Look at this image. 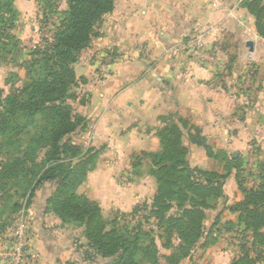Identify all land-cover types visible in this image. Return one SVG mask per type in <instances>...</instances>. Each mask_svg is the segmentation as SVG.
<instances>
[{"label": "crops", "instance_id": "crops-1", "mask_svg": "<svg viewBox=\"0 0 264 264\" xmlns=\"http://www.w3.org/2000/svg\"><path fill=\"white\" fill-rule=\"evenodd\" d=\"M153 3L116 0L101 26L110 33L94 39L76 66L81 82L77 112L86 125L73 138L84 150L99 153L79 191L97 202L103 214L108 210L129 214L141 201H152L157 184L144 169L153 166L144 155L161 151L159 132L170 124L182 132L192 169L226 174L231 158L238 160L233 166L244 169L247 152L255 149L262 158L256 175L244 169V186L252 188L259 184V168L264 163V63L251 60L260 52L262 61L264 39L258 36L252 51L243 35L241 45L248 50L247 57L242 56V49L233 61L227 42L229 17L223 14V4L213 23L209 20L213 11L205 3L197 12L182 10L179 0ZM237 31H242L239 25ZM195 36L211 51L204 63L184 56L190 49L183 42ZM232 36L240 46L238 32ZM107 52L114 62L99 79L101 57ZM246 65L252 74L245 83L242 68ZM129 168L142 172L133 178ZM238 171L234 167L225 182V198L207 211V230L213 231L216 242L204 246L203 238L182 264H231L241 254L243 237L252 239L231 210L243 200ZM123 175L130 178L122 180ZM53 192L54 187L36 192L32 204L0 233V251L23 247L21 264H88L80 260V251L65 244L67 226L60 225L47 206ZM229 224L234 225L232 231ZM20 228L24 230L21 240L17 238ZM0 264L8 262L0 257Z\"/></svg>", "mask_w": 264, "mask_h": 264}, {"label": "trees", "instance_id": "trees-1", "mask_svg": "<svg viewBox=\"0 0 264 264\" xmlns=\"http://www.w3.org/2000/svg\"><path fill=\"white\" fill-rule=\"evenodd\" d=\"M16 2L0 0V53L15 40L10 31L20 15ZM48 6L50 11L59 8ZM114 7L115 0H67L57 32L51 40L45 39L43 50L35 52L39 58L24 66L27 83L6 96L0 90V199L4 200L0 216L8 214L0 222V233L32 204L38 190L52 186L55 188L47 202L49 211L63 221V226L82 229L88 241L82 260L92 264L99 258L107 260V264H160L161 258L166 264H181L193 256L203 238L206 237L204 246L216 242L213 231L207 230V211L214 210L225 198V182L235 167L239 170L243 200L231 210L239 215V222L252 239L243 237L241 254L231 264H263L264 163L260 164L256 188L244 186V169L233 166L238 164L233 158L226 174L192 169L177 125L160 130L159 153L144 155L153 164L151 175L156 180L157 193L151 205L137 206L130 215L135 217L141 211L146 215L135 227L130 228L124 216L106 220L97 202L76 192L98 157L94 150H84L68 141L86 125V119L69 104L74 98L70 91L78 85L74 66L99 36L102 23ZM246 8L255 16L257 33L264 39V0H247ZM20 176L24 185L21 195L17 198L16 192L4 197L12 181ZM10 199L13 202L8 204ZM151 219L157 222V234L145 229ZM233 229L234 225L229 224L228 230ZM161 248L170 254H162Z\"/></svg>", "mask_w": 264, "mask_h": 264}, {"label": "rangeland", "instance_id": "rangeland-1", "mask_svg": "<svg viewBox=\"0 0 264 264\" xmlns=\"http://www.w3.org/2000/svg\"><path fill=\"white\" fill-rule=\"evenodd\" d=\"M139 1H143V0H139ZM151 1L155 2L153 4L154 6H156L157 0H151ZM166 1H172V0H166ZM179 1L181 2V5L178 6L179 8L181 7L182 10L187 8V9H190V11L192 12H195V11L197 12V9L200 7L202 3L207 4V6H210L211 10L213 11L211 14H209V18H210L209 20H211L213 23L215 22L214 19L216 17V13L221 11V8H222L221 5L223 4V7H224L223 14L224 16L229 17L228 18L229 30H230L229 34L231 36H230L229 41L227 42H228V47L230 50L231 60L234 61V58L237 57V52L240 51L241 53V50L243 49L241 45V37L243 38V35L247 40L246 41L247 49L250 48L253 51L254 46H255L254 44L256 41L255 39L258 38L259 35H256L255 33L257 32L256 18L254 15L249 13L248 9L246 8L247 0H179ZM48 4L58 6L59 8L58 10L54 9L50 11L49 6L47 8ZM19 8H20L19 19L16 21L15 27L12 28L10 31V34L15 38V40L11 42L10 44H8V47L4 49V52L0 53V90L4 93L5 96L10 94L14 89L20 88L24 84L27 83V74H26V69L24 66L29 61L31 62L36 57L34 56L35 52H37L38 50L44 49L45 39L51 40L53 35L57 32L58 27H59V22H61V20L64 18V11L67 10V0H46L44 2H39V0H20ZM45 13L47 14V16L45 15ZM238 25L242 29L241 31L242 33L237 31ZM98 32H99V36L102 35V37H104L106 34L110 33V30L108 28L107 29L101 28ZM233 32H235V34H237L238 32V34L240 35L239 37L240 46H238L236 42V37L233 38L232 36ZM190 38L191 37H189V39ZM183 44H185L187 49H190L189 51L193 55L192 56L188 51V53L184 54L186 59L190 57L192 58V61H193V59L197 58V60H199L200 63H204L207 61L208 55L211 57L210 55L211 51L207 48V45L203 41L201 44V42L198 41L196 36L192 38L191 41L185 40ZM260 48L264 49V46ZM247 52L248 50L244 48L242 50V53H243L242 56L244 55L247 57V54H248ZM259 54L260 52L257 53L255 58L250 57L251 60L255 62V64H257L259 61L264 63V56L261 61ZM36 58H39V57H36ZM101 58H102L101 59L102 60V66H101L102 71L99 73V79H101V77L107 73V70L109 69L110 65L114 62L112 61L113 55L110 52H107L106 55H102ZM77 64L74 66L76 74H77V69H76ZM242 71L244 72V76H245L244 81L246 83L248 82L249 77L252 74V69L249 70V67L246 65L242 68ZM77 78H78V74H77ZM77 82H78V85L81 83L79 80H77ZM70 92H71L70 95L74 96V98L73 100L69 101V104H71V106H73V108L74 109L76 108L77 110L78 109L77 103L80 97L79 90H77V87H73ZM74 136L76 135L73 134L72 136H70L68 138V141L79 147L77 140L73 138ZM255 153H256L255 149H250V151L247 152V157L245 156L244 169H245V173H247L250 176L256 175L257 168H258L257 162L262 160V158L260 157V154L257 155ZM98 154L99 153H97V157H98ZM144 169H146V171H149V173L151 174V171H152L151 168L147 167ZM127 171H129V174L133 178L138 177L140 173L142 172L141 169L139 168H129ZM123 177L124 179L130 178L129 175H123L121 177L122 180H123ZM84 183L85 182H83L76 189V192L80 195L85 194L79 191L81 186H83ZM12 184L13 185L11 187V190L8 191L5 195H3L4 197L13 196L15 195L16 192L18 193V195L16 196L17 198L21 195L24 189L23 178H21L20 176L17 180H13ZM49 187H52V186L45 185L43 189H48ZM38 191H41V189ZM16 197L14 199H16ZM88 199L93 201L90 198ZM153 199L150 203L141 201V203L138 206H142L144 204L151 205L153 202ZM3 201L4 200L2 197V200L0 199V207H1V202ZM7 202L8 204L10 202L12 203L13 199H10ZM135 212H136V207L129 214H125L120 211L116 212L115 210L113 211L108 210L106 214H103V217L108 221H112L117 216H124L125 220L123 221H126L129 227L133 228L140 221H143L144 217H146L145 213L142 211L138 212L135 217H130V215L134 214ZM7 215L0 216L1 223L6 219ZM53 216H55L57 220L61 222L60 225H62L63 221L60 220V218H58L55 214H53ZM66 226H67V233L63 234L64 238L67 239V241H65V244L69 245L70 247L74 246V248L78 252L80 251L79 255H80V260H81V258H83L85 255L84 252L88 250V241L82 236V233H83L82 229L75 228L72 225H68V224ZM144 226H145L146 231H148L149 229H153L155 234L159 233V229H158L157 222L155 219H151ZM144 241L146 242V244H148V240L144 239ZM158 242L159 244H161V241L159 239H158ZM1 251H4V250L2 249ZM89 252L93 256V250H90ZM161 252L162 254H165V255L170 254V251L164 248H161ZM107 263H108L107 260H103L99 258L97 262H95L94 264H107ZM159 263L166 264V261L160 258ZM195 263H196L195 261H192V263L188 261L184 264H195ZM88 264H92V263L89 262Z\"/></svg>", "mask_w": 264, "mask_h": 264}, {"label": "built area", "instance_id": "built-area-1", "mask_svg": "<svg viewBox=\"0 0 264 264\" xmlns=\"http://www.w3.org/2000/svg\"><path fill=\"white\" fill-rule=\"evenodd\" d=\"M200 44V43H199ZM252 188H256V185ZM24 230L22 228L17 231V238L23 239ZM4 251H0V257L8 262V264H21L24 256L23 247H17L16 249H3Z\"/></svg>", "mask_w": 264, "mask_h": 264}]
</instances>
